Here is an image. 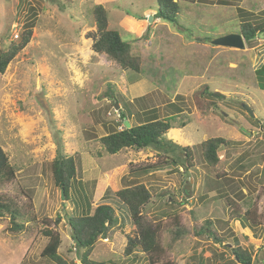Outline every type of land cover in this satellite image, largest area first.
<instances>
[{"label":"rangeland","instance_id":"1","mask_svg":"<svg viewBox=\"0 0 264 264\" xmlns=\"http://www.w3.org/2000/svg\"><path fill=\"white\" fill-rule=\"evenodd\" d=\"M205 1L180 2V23L164 24L154 18L157 0H0V51L10 42H19L33 24L30 43L0 74V147L16 170L15 179L0 186V197L14 200L27 221L39 222H28L29 231L16 234L9 218L0 220V264H56L42 257L48 244L42 235L46 222L61 234L59 254L69 264H81L68 220L55 224L60 214H66L64 209H74L55 184L52 164L59 150L76 160L77 182L84 184L93 213L109 202L108 191L113 199L124 187L144 183L153 195L145 211L148 216L179 214L185 225L194 227L211 220L226 239L223 246L215 243L210 232L201 237L189 234L170 252L174 262L237 264L232 249L238 244L254 254L256 264L264 262V34L252 45L245 42V50L212 45L219 37L240 34L244 23L240 10L255 21L262 19L264 0ZM97 6L108 11L109 29L130 41L134 54L143 58L139 77L157 86L149 97L159 108L158 118L167 115L165 109L173 111L169 106L178 93L175 99L184 114L167 118L175 126L186 125L183 133L189 140L181 146L192 148L190 171L161 167L134 176L133 168L159 164L164 155L133 149L110 155L100 142L113 130L124 128L107 95L113 93L124 106L122 111L128 114L130 109L135 120L148 121L156 113L143 116L151 106L129 88L138 75L93 50ZM204 85L227 97L207 116L193 100ZM134 99L136 104L130 105ZM173 135L167 136L177 143ZM213 138L231 143L219 149L221 162L215 169L206 166L201 150V144ZM227 195L238 202L241 213L256 209L258 223L244 227L231 219ZM124 215L118 211L121 221ZM130 236H135V227L127 221L116 229L113 240L97 244L91 260L148 264L138 250L125 256ZM163 236L166 245L170 235Z\"/></svg>","mask_w":264,"mask_h":264},{"label":"trees","instance_id":"2","mask_svg":"<svg viewBox=\"0 0 264 264\" xmlns=\"http://www.w3.org/2000/svg\"><path fill=\"white\" fill-rule=\"evenodd\" d=\"M197 1L200 3L206 2L205 0H157L159 11L154 18L164 24H179V14L181 12L179 3L195 4ZM227 3L224 2V4ZM210 4L212 5L213 3ZM240 13L239 19L242 18L244 20V23L240 24V34L243 35L246 42L252 45L259 35L264 34V11L261 12L263 13L262 19L258 18L256 21L251 19L253 16L246 12L245 9L240 10ZM93 17L98 34L96 37H91L94 40L93 50L98 54H106L109 58L139 77L143 68V58L134 54L130 41H125L120 33L109 29L108 11L103 6H97L93 10ZM32 26L33 24L29 25V27ZM28 28L21 37L19 36L21 38L19 42H10L5 49L0 51V74H5L9 65L30 43L33 31L32 28ZM209 39L211 40L213 37H209ZM209 39L205 38L203 41ZM196 40L203 42L200 38ZM107 97L111 100L113 108L117 104L120 106L119 120L121 125H124V128L121 131L113 130L101 138L100 142L106 152L110 155H116L126 149L145 150L156 151L165 157V160L159 164H146L133 168L130 172L134 176L149 174L156 171L157 168H185L187 172L193 168L194 154L192 148L181 146L167 136L172 129L176 128L169 118L159 119L153 117L152 119L151 117L148 121L133 124L131 122L133 114L130 109L128 114L126 111H122L124 106L115 98L113 93L107 95ZM226 98V95L220 92L211 91L208 85H204L193 94L194 103L203 116H207L212 109L218 110V102ZM129 104L135 105L136 101L129 102ZM171 107L173 106L171 105ZM173 116L175 115L171 117ZM137 119L139 120V117ZM128 121L131 124L130 128L126 126ZM230 145V141L224 138H213L204 141L201 144V150L206 166L212 169L217 168L221 162L218 154L219 149L222 146L227 147ZM52 171L56 186L61 190L64 189L67 202L74 204L73 211L69 212L64 209L66 214L64 216L60 214L55 224L58 226L64 219L68 220L72 229V240L75 244L78 261L81 264H108L103 262L95 263L91 260V256L99 242L113 240L116 229L126 225L127 221H130L135 227V236L128 237L125 256L129 257L133 255L135 250H138L144 254L148 264H178L171 259L170 252L174 249L177 242L182 241L189 234L201 237L210 232L209 236L215 243L225 245L226 239L217 233L211 220L200 224L196 223L194 227L185 225L179 214H166L165 218L160 217L158 219L148 216L145 211L150 205L153 195L144 183H132L124 187L115 192L113 199L108 191L107 197L109 198L107 200L109 202L99 205L93 213L92 200L89 194L85 192L84 184L77 182L78 168L76 160L59 150L57 158L53 161ZM15 177L16 170L10 164L7 154L0 147V186L11 183ZM161 196L164 199L166 193L163 192ZM224 197L227 204L232 207L231 219L240 221L244 227L249 226L250 222L253 224L258 223L256 209L241 213L240 206L235 199L228 195ZM118 211H122L125 214L122 221L118 216ZM189 214L192 215L190 211ZM8 218L14 225L12 232L16 234H21L23 231L28 232V222L39 224L37 221L33 222L34 219L27 221L26 213L18 208L14 200L0 197V220ZM166 232L170 236L165 245L163 235ZM42 235L48 239V244L43 250L42 257L56 264H69L59 254L62 247L60 232L50 228V223L46 222V228L42 231ZM232 254L237 264H256L254 254L239 244L232 249ZM261 264H264V262Z\"/></svg>","mask_w":264,"mask_h":264},{"label":"crops","instance_id":"3","mask_svg":"<svg viewBox=\"0 0 264 264\" xmlns=\"http://www.w3.org/2000/svg\"><path fill=\"white\" fill-rule=\"evenodd\" d=\"M156 14H154L155 16ZM258 59V57H256ZM262 62H264V58L262 59ZM129 88H131V90L133 91V94H134V97H138V98H142V99H146L147 98V104L149 102L150 106L151 107H146V110L143 112V116L144 114L146 115L147 112H152L153 114L156 113V115H152V119L153 117H159L158 115V112L159 111V108L157 109L156 107H153L154 105L152 104L153 103V100H152V97H149L153 94V92H157V86L153 83H151V81L147 80V79H143L141 77H139L138 79H135L133 82H131ZM157 90V91H156ZM127 95V93H126ZM158 96V95H157ZM180 96H182L180 94ZM178 97V93H176L174 95V98L172 100V103H170V106L169 104H167L169 107H171V105L174 107L171 111H167L165 108H163V110L165 109L166 111V116H163L162 118H159V119H165L167 117H170L172 115H183L184 114V111L182 110V106H180V102L176 101L175 98ZM169 99V98H168ZM136 100H132V102H135ZM132 123L133 121H135L134 123L135 124H139L140 122L144 121L142 119L139 118V120H135L136 118L134 117V115L132 116ZM138 118V117H137ZM186 125H182V126H175L176 128H174L173 130L170 131L174 133V140L177 141L178 144L180 145H185V143L188 142L189 138H187V136H184V133H183V129L185 128Z\"/></svg>","mask_w":264,"mask_h":264},{"label":"water","instance_id":"4","mask_svg":"<svg viewBox=\"0 0 264 264\" xmlns=\"http://www.w3.org/2000/svg\"><path fill=\"white\" fill-rule=\"evenodd\" d=\"M150 20H153V17H150ZM246 40L243 37V35L241 34H231V35H227V36H223V37H219L215 40L212 41V45L214 46H219V47H224V48H232V49H237V50H245L246 49ZM117 109H120V106L117 104L116 105ZM244 108L251 113V115L253 116V112L252 110L247 106L244 105ZM127 127L130 128L131 125L129 122L126 123ZM62 193L64 198L66 199V195H65V190L62 189Z\"/></svg>","mask_w":264,"mask_h":264},{"label":"clouds","instance_id":"5","mask_svg":"<svg viewBox=\"0 0 264 264\" xmlns=\"http://www.w3.org/2000/svg\"><path fill=\"white\" fill-rule=\"evenodd\" d=\"M118 116H119V114H118ZM129 122V121H128ZM131 125V124H130Z\"/></svg>","mask_w":264,"mask_h":264}]
</instances>
